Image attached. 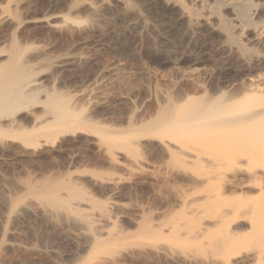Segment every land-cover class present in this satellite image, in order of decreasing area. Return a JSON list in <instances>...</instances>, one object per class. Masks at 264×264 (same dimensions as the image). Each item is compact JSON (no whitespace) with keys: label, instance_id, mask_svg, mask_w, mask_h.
I'll return each instance as SVG.
<instances>
[{"label":"rangeland","instance_id":"374dc122","mask_svg":"<svg viewBox=\"0 0 264 264\" xmlns=\"http://www.w3.org/2000/svg\"><path fill=\"white\" fill-rule=\"evenodd\" d=\"M97 1L0 0V48H8L12 38L24 48V59L38 73L41 101L51 94L87 124L127 134L155 117L168 93L175 100L197 98L207 87L212 92L223 75L235 85L248 82L241 79L247 67L237 54L185 48L163 14H149L140 4L143 22L129 27V17L112 1L93 15ZM259 56L252 75L264 77L263 51ZM42 109L37 104L20 116L32 119L30 112ZM191 136L164 138L194 154L188 165L169 158L167 146L152 135H126L129 144L120 148L90 130L49 137L38 148L0 140V264H222L231 242L221 234L195 244L181 238L183 231L171 242L153 232L157 225L164 231L172 223L186 227L197 207L203 212L234 206L221 198L215 208L199 206L206 192L214 194L203 180L217 152H211L215 140L209 146L207 135ZM222 158L214 170L230 178L235 168ZM236 175L246 177L242 171ZM195 180L203 186L191 188ZM105 209L108 214L101 215ZM249 247L262 249V239Z\"/></svg>","mask_w":264,"mask_h":264},{"label":"bare ground","instance_id":"6f19581e","mask_svg":"<svg viewBox=\"0 0 264 264\" xmlns=\"http://www.w3.org/2000/svg\"><path fill=\"white\" fill-rule=\"evenodd\" d=\"M106 1H112L117 11L127 14L129 27L141 22L145 11L149 14L160 13L170 22L171 30L176 31L179 41L185 48L199 52L213 48L212 50L237 54L236 57L240 59L241 64L247 67L241 79L248 82L235 85L229 79L225 82L226 78L223 79V75L221 78L218 77V86L212 92L205 86L207 88L203 89V93L197 98L187 94L182 100H175L173 95L168 93L157 111L155 110V117L141 124L136 131L118 134L104 126L87 124L89 120L69 108L70 106L68 107L62 100L53 99L51 94L46 93L45 100L41 101L37 70L26 62L23 57L24 48L12 38L8 48H0V140L14 139L26 147L38 148L41 145L40 141L46 143L49 137L56 140L65 133L90 130L101 137L100 139L109 147L120 148L129 144L126 135H152L159 137L161 143L167 146L169 158L188 165L187 163L194 161V154L185 152L184 148L183 151L181 144L178 146L174 143L177 147L167 143L164 138L172 137L173 139H170L176 141L174 138L180 140V137L186 134L188 136L190 134V137L195 134L207 135L209 139L207 141L205 137L204 141L211 146L215 140L212 146L214 145L213 148L216 150L212 148L211 152L217 153L212 155L213 159L210 157L211 163L209 161L205 165V180L203 178L202 180L212 187L211 191L213 189L214 194L206 192L205 189L201 204L196 205L205 208L208 205L213 208L220 198L223 201L229 199L234 203V206H231L232 210L227 206L228 211L211 209L212 211L201 212L197 207V210H193L194 215L189 219V223L186 222V227L182 225L180 228L179 225L172 223L173 227L164 231L157 225L153 230L154 235L170 241L179 238L183 233L184 237L181 238L186 239L188 243H199L215 233L221 234L228 239L227 242H231L227 243L230 245L223 251L224 255H221L222 264H264V77L261 76L263 82L259 84L261 77L254 71L255 62L260 57L259 53L262 51L264 53V0H100L101 8H91V13L97 15L101 10H105ZM140 4L146 7V10L143 8L145 11L141 9ZM79 23L78 21L76 24ZM220 65H217V70H224V65ZM253 71L256 76L252 75ZM37 104L43 105V109L41 112H30L33 114L32 119L20 116L23 111ZM45 116L50 117L43 118ZM190 142L193 145L191 140ZM226 149L229 154L228 151L225 152ZM220 154L223 156L222 160L229 159L235 168L230 178L223 170L222 172L219 169L214 170L215 166L221 165L220 158L218 160ZM237 171L245 174L244 180L237 177ZM198 184L203 186L201 182L195 180L191 188L195 189V185ZM64 186L73 191L72 195L75 194L72 187ZM183 186L185 187L184 184ZM236 187L246 191L242 190L243 192L238 194L232 190ZM254 189L257 190L255 194ZM47 202L58 205L50 200ZM101 213L106 215L108 211L105 209ZM99 218L101 220L102 216ZM93 220L95 224L96 221ZM259 239H262V249L251 251L250 244Z\"/></svg>","mask_w":264,"mask_h":264}]
</instances>
